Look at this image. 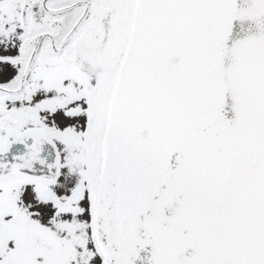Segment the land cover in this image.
Masks as SVG:
<instances>
[{
	"label": "snow or ice",
	"instance_id": "1",
	"mask_svg": "<svg viewBox=\"0 0 264 264\" xmlns=\"http://www.w3.org/2000/svg\"><path fill=\"white\" fill-rule=\"evenodd\" d=\"M0 264H264V0H0Z\"/></svg>",
	"mask_w": 264,
	"mask_h": 264
}]
</instances>
